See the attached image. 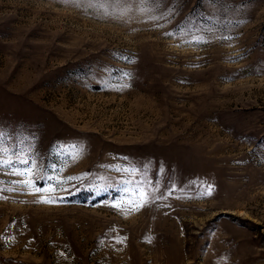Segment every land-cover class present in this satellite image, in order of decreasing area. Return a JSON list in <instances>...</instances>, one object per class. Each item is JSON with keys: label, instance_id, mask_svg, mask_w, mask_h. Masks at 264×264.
I'll return each instance as SVG.
<instances>
[{"label": "rangeland", "instance_id": "rangeland-1", "mask_svg": "<svg viewBox=\"0 0 264 264\" xmlns=\"http://www.w3.org/2000/svg\"><path fill=\"white\" fill-rule=\"evenodd\" d=\"M0 134V264H264V0H0Z\"/></svg>", "mask_w": 264, "mask_h": 264}, {"label": "snow or ice", "instance_id": "snow-or-ice-1", "mask_svg": "<svg viewBox=\"0 0 264 264\" xmlns=\"http://www.w3.org/2000/svg\"><path fill=\"white\" fill-rule=\"evenodd\" d=\"M125 59H127V58H125ZM2 139H3V134H0V140H2ZM4 154H5V148L3 146H0V166H3L5 164V160L3 159ZM12 155H15V153L13 152ZM17 162L20 164H23V165H28L29 163H35V161H30V160L8 161V163H10V164H14ZM20 174L25 175V176L29 175L28 172L18 173V175H20ZM68 179H73V178L69 177ZM30 183L31 182H29V181L24 182L26 187L30 186ZM0 191H2V190H0ZM36 191H42V189L36 188ZM50 191H55V189H51ZM206 191L208 192V194H210L211 193V186H208ZM169 194H171V193H169ZM141 196L145 197V199H146L145 193H141ZM40 202L54 203L56 201H55V198L44 197L41 199Z\"/></svg>", "mask_w": 264, "mask_h": 264}]
</instances>
